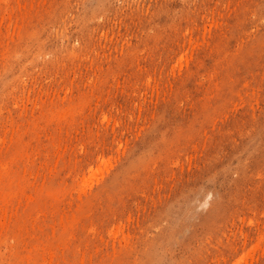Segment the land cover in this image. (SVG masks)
I'll use <instances>...</instances> for the list:
<instances>
[{
	"label": "rangeland",
	"instance_id": "374dc122",
	"mask_svg": "<svg viewBox=\"0 0 264 264\" xmlns=\"http://www.w3.org/2000/svg\"><path fill=\"white\" fill-rule=\"evenodd\" d=\"M0 264H264V0H0Z\"/></svg>",
	"mask_w": 264,
	"mask_h": 264
}]
</instances>
